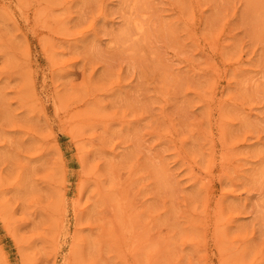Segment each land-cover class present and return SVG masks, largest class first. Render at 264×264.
Listing matches in <instances>:
<instances>
[{"label": "rangeland", "instance_id": "obj_1", "mask_svg": "<svg viewBox=\"0 0 264 264\" xmlns=\"http://www.w3.org/2000/svg\"><path fill=\"white\" fill-rule=\"evenodd\" d=\"M0 264H264V0H0Z\"/></svg>", "mask_w": 264, "mask_h": 264}, {"label": "bare ground", "instance_id": "obj_2", "mask_svg": "<svg viewBox=\"0 0 264 264\" xmlns=\"http://www.w3.org/2000/svg\"><path fill=\"white\" fill-rule=\"evenodd\" d=\"M121 209V208H120Z\"/></svg>", "mask_w": 264, "mask_h": 264}]
</instances>
